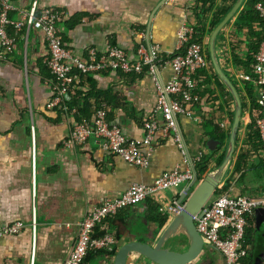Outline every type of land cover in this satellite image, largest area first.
I'll list each match as a JSON object with an SVG mask.
<instances>
[{
    "label": "crops",
    "instance_id": "crops-1",
    "mask_svg": "<svg viewBox=\"0 0 264 264\" xmlns=\"http://www.w3.org/2000/svg\"><path fill=\"white\" fill-rule=\"evenodd\" d=\"M31 1H11L15 7L10 14L12 23L19 21V13L28 11ZM37 4L39 9L58 13L63 45L78 59H85L89 49L103 52L108 47L123 49L130 59L140 46L157 45L164 53L174 52L180 25L197 26L202 13L199 0H38ZM229 6L231 0H216L213 12ZM237 16L217 40L220 66L233 83L237 82L238 70L228 33ZM211 23L212 14L205 24V44L212 33L208 32ZM13 29L12 25L8 28L14 39L10 52L0 48V223L21 221L24 228L19 235L0 236V264H62L83 217L102 199L122 196L133 183L150 185L162 174L185 166L173 134L162 132L164 121L156 113V90L148 78L114 72L83 76L63 105L48 109L53 81L44 63L47 50L43 36L32 30L26 33L24 29ZM241 35V44L234 53L244 59L249 37ZM160 74L167 83L173 70L165 67ZM213 89L217 99L204 95L198 106L188 107L190 115H176L192 162L202 153L211 152L205 144L214 138L205 134L203 118L219 121L226 132L231 127L232 96L214 81ZM101 106L106 108L112 124L120 127L126 137L138 141L146 134L143 123L155 116L160 130L151 149H144L149 155L146 168L108 154L100 139L90 138L80 147H66L64 143L74 123L85 116L91 118ZM227 140L218 146V155L226 151ZM240 154H245V162L237 171L235 162ZM224 182L229 183L232 196H264V153L247 124L243 128L240 122L232 161L221 184ZM187 187L155 196L107 221L106 227L109 223L124 228L117 250L129 242H154L159 229L147 223L150 207L155 206L161 215H172L171 206L178 203ZM251 218L255 226L249 251L255 260L264 251V215L256 211ZM207 253L215 256L212 251ZM86 256L84 264H112L113 260L97 252ZM128 264L150 263L131 256Z\"/></svg>",
    "mask_w": 264,
    "mask_h": 264
},
{
    "label": "built area",
    "instance_id": "built-area-1",
    "mask_svg": "<svg viewBox=\"0 0 264 264\" xmlns=\"http://www.w3.org/2000/svg\"><path fill=\"white\" fill-rule=\"evenodd\" d=\"M37 2L38 0H32L28 11L19 13V21L12 23L10 14L15 11L14 5L10 0H0V48L8 53L14 45V39L8 34L11 25L16 31L24 29L26 33L32 30L42 34L47 50L44 63L53 81V95L47 108L53 109L63 105L67 95L83 76L114 72L146 77L156 90V113L159 112L164 121L162 132L164 135L169 132L173 134L185 166L184 169L177 167L162 174L150 185L133 183L122 196L104 198L90 210L83 217L74 243L62 262L81 264L88 253L110 254L115 250L117 242L111 233L107 232V221L128 208L192 183L193 174L177 132L176 115H190L191 110L186 108V105L201 102L203 99L197 92L199 81L195 75L210 68L206 51L208 45L194 41L195 26L183 23L177 30L178 44L174 52L164 53L157 45L140 46L134 58L130 59L123 49L108 47L103 52L89 49L85 59H78L63 45L57 27L58 13L49 8L39 9ZM255 8L263 22L264 30V2L257 3ZM165 67L173 70V76L167 83L160 74ZM235 79L238 83L242 80L249 81L256 89L258 110L253 112V116L264 153V40L254 56L252 75L238 73ZM143 127L146 134L142 141L128 138L120 127L108 121L107 110L101 106L96 108L91 118L82 117L74 123L64 144L68 148H76L84 145L90 138L100 139L108 154L129 165L146 168L149 155L144 149H151L160 127L155 116L148 117ZM34 141L32 129L33 150ZM34 165L33 151V174ZM179 207L174 203L170 212L175 213ZM258 209L264 210V196L223 194L213 198L194 219L196 230L207 244L215 246L223 254L227 264H238L240 260L248 257L249 253L248 249L243 248L247 218ZM34 224L33 219V229ZM23 228L24 223L21 221L9 225L0 223V236L19 235ZM96 229L103 234L94 237Z\"/></svg>",
    "mask_w": 264,
    "mask_h": 264
},
{
    "label": "water",
    "instance_id": "water-1",
    "mask_svg": "<svg viewBox=\"0 0 264 264\" xmlns=\"http://www.w3.org/2000/svg\"><path fill=\"white\" fill-rule=\"evenodd\" d=\"M245 2L246 0L236 1L223 20L214 28L208 42V50L214 72L232 96L234 104L233 120L221 164L213 169L202 182L197 183V175L192 158L187 151L176 119L177 132L185 157L192 170L193 181L180 196L177 203L180 206L178 210L167 216L165 227L158 230L161 233L158 237H154V242H129L122 245L113 257L112 264H128L131 256H135L136 260L140 259L150 264H197L208 249L217 257V264H227L223 254L215 246L207 244L198 234L194 219L214 198V194L221 184L223 174L232 161L237 132L242 120V101L235 85L220 66L217 40L220 33L242 10ZM219 145L220 142L218 140L209 139L205 147L208 151H214ZM256 211L264 215L263 209ZM262 261L263 254H260L255 258L253 264H262Z\"/></svg>",
    "mask_w": 264,
    "mask_h": 264
},
{
    "label": "trees",
    "instance_id": "trees-1",
    "mask_svg": "<svg viewBox=\"0 0 264 264\" xmlns=\"http://www.w3.org/2000/svg\"><path fill=\"white\" fill-rule=\"evenodd\" d=\"M10 1H14V0H10ZM236 1L237 0H231V6H229V8L227 9L217 10L213 12V7L216 3V0H199L200 4L202 5V13L200 14L199 17V24L195 26L196 33L194 36V41L200 43L204 42V36L206 33L205 24L207 19L209 18V15L212 14V23L208 31L209 33H211L214 30V28L223 20V18L227 15V13L231 10L232 6L235 4ZM259 2H264V0H246L242 10L239 12L231 30L228 33V39L229 42H231L230 43L231 50H233V54H234V60H235L234 62L238 70V73L242 75H252L254 56L261 42L264 40L263 22L260 19L258 13L256 12L257 10L255 8L256 4ZM257 27L258 29L255 30V28ZM242 33H246L249 39L246 41L245 44V48L247 50L245 53V57L244 59H239L238 55H236V53L234 52L235 49H239V45L241 44L242 41L241 38ZM8 34L10 36L9 30H8ZM206 51H207V57L209 60L210 68L209 70L200 71L195 75V77L199 81L197 92L202 98L204 97V95H208L209 97L215 100L217 99V95H215V91L213 89V81L216 83L217 87L222 89L223 91L225 90V88L222 82L220 81V79L218 78V76L216 75V73L214 72L208 48L206 49ZM218 61L222 62V59L219 56H218ZM236 83L233 84L235 85L242 101V112L246 110L248 111L249 114L250 119L247 124V127L253 132V136L259 140V135L255 125V117L253 116V112L258 110L256 89L254 88V85L249 81L242 80L241 83L238 82ZM226 93L227 95H229L228 92ZM198 104L199 102L189 103L187 104V107H193L195 105L198 106ZM85 117L88 118L89 116H85ZM107 119L110 122V117L108 116V114H107ZM232 120L233 118L231 117L230 119L231 123ZM203 121H204L203 124L206 129L205 134L210 138H214L218 140L222 146L225 140L229 137L230 129L228 132L224 131V129L220 125V122L219 121L214 122L212 118H206V119L203 118ZM221 146L215 149L214 151L207 152L206 154L202 153L201 157L198 160H193V165L197 175V183L202 182L204 178L213 171V169L217 168L221 164L225 154V150H224L221 154L218 155ZM244 162H245V154H240L235 162V168L237 171L238 169H240V164H244ZM228 189H229L228 182H224L220 184L219 188L216 190L214 194V198L229 193ZM251 216L247 218V224L245 228V242L243 245L244 249L245 248L248 249L249 252L248 257L240 260L238 264L254 263V259L253 256L251 255V251H249V244H250L249 240L252 237L251 235L254 231V226H255L254 219H252ZM146 219H147V223L156 224L158 229H162L165 227L167 221V215L164 214L161 215L155 206H151ZM108 226H110L109 223L107 224V232H110L111 235L114 237L115 241L118 242L125 233L123 232L124 228L123 227L117 228V226L114 225L110 227ZM102 234L103 233L101 231H98L96 229L94 237H99ZM208 251L211 252V250L209 249L206 250L197 264H217V258L215 256H212L211 253H207ZM116 252H117V248H115V250L110 254L106 252H97V253L105 254L107 255V257L111 259L115 256ZM86 257L84 258V260L86 259ZM84 260L81 264H84Z\"/></svg>",
    "mask_w": 264,
    "mask_h": 264
},
{
    "label": "rangeland",
    "instance_id": "rangeland-1",
    "mask_svg": "<svg viewBox=\"0 0 264 264\" xmlns=\"http://www.w3.org/2000/svg\"><path fill=\"white\" fill-rule=\"evenodd\" d=\"M207 45H208V43H207ZM233 99V98H232ZM249 114H248V111H243L242 112V120H241V125H242V127L244 128L245 126H246V124H248V122H249ZM180 188H182V187H179V188H176L175 190H179ZM172 191V190H171ZM171 191H169V192H171ZM168 193V192H167ZM131 228V226L129 227V229ZM133 228V227H132ZM129 233H136V232H129ZM137 233H142V232H137ZM156 236H158L159 234H160V232H156ZM153 239H155V238H153Z\"/></svg>",
    "mask_w": 264,
    "mask_h": 264
}]
</instances>
